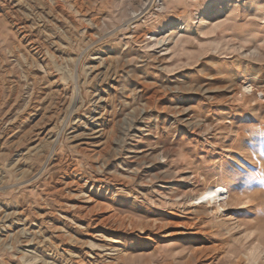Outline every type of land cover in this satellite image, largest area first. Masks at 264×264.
I'll use <instances>...</instances> for the list:
<instances>
[{"label":"rangeland","instance_id":"obj_1","mask_svg":"<svg viewBox=\"0 0 264 264\" xmlns=\"http://www.w3.org/2000/svg\"><path fill=\"white\" fill-rule=\"evenodd\" d=\"M211 1L0 0V264H264V0Z\"/></svg>","mask_w":264,"mask_h":264},{"label":"bare ground","instance_id":"obj_2","mask_svg":"<svg viewBox=\"0 0 264 264\" xmlns=\"http://www.w3.org/2000/svg\"><path fill=\"white\" fill-rule=\"evenodd\" d=\"M222 1L223 0H213V1H211L208 4L209 9L212 8V7L217 6V4L221 3ZM208 10H206V11L208 12ZM201 15L205 16V13L202 12ZM134 172H135V170H134ZM179 180L186 181L187 178L183 176ZM228 192H229V189L226 187L225 183L214 184V185H209V186L205 187L196 197L197 199H201L202 201L198 202L195 199L197 201V204H196L197 208L200 207L202 210H206V213L214 214L213 208L210 207V205H209V208H208V206L207 205H203V203H205V204L208 203L209 204L210 202H215L216 203V205H215L216 207H214L215 208V213L218 216H221V215L225 214V213H223V211L226 210L225 206L227 205V198L229 197ZM199 203H202V204H199ZM142 230H143L142 232H144V233L146 232L145 229H142Z\"/></svg>","mask_w":264,"mask_h":264}]
</instances>
